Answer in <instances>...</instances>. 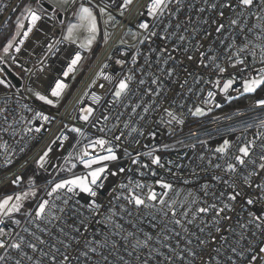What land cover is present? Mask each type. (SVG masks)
<instances>
[{
  "label": "snow or ice",
  "instance_id": "6c2138e0",
  "mask_svg": "<svg viewBox=\"0 0 264 264\" xmlns=\"http://www.w3.org/2000/svg\"><path fill=\"white\" fill-rule=\"evenodd\" d=\"M137 3L0 0V15L8 12L0 28H11L0 44L3 167L13 163L16 151L4 136L28 137L19 149L27 155L33 132L50 133L20 165H34L26 180L23 172L0 180V264H264V112L252 117L258 124L242 122L257 129L243 143L223 139L211 148L199 130L174 142L162 138L176 137L189 116L200 119L221 108L218 96L230 102L264 92V0H144L138 31L128 28L119 39V70L106 73L110 65L102 63L88 85L106 89L91 92L97 107H80L71 116L81 126L59 121L55 131L45 129L54 117L20 102L21 89L9 79L20 78L14 69L45 74L62 45H75L64 79L23 89L41 105L58 108L82 53L91 52L98 37L107 45L113 35L108 29L124 28L117 17L131 14ZM69 12L65 23L59 17ZM29 41L43 48L33 68L18 60L22 51L36 56ZM251 109L264 110V98ZM177 145L192 155L179 154ZM50 169L68 175L57 179ZM42 172L50 178L38 183Z\"/></svg>",
  "mask_w": 264,
  "mask_h": 264
},
{
  "label": "built area",
  "instance_id": "2783aa9c",
  "mask_svg": "<svg viewBox=\"0 0 264 264\" xmlns=\"http://www.w3.org/2000/svg\"><path fill=\"white\" fill-rule=\"evenodd\" d=\"M4 2H10L15 3V0H4ZM144 0H138V3L135 4L132 8L131 14H126L125 18L117 17L118 19H123V23L125 25L124 28H121L120 26H116L115 28L110 27L108 30L113 34L112 38L110 39L109 43L105 45L103 43V40L98 37V41L95 45H93V49L91 52H84L82 55L85 57L84 60L81 61V65L78 69V71L74 74L75 79H72L71 76L66 81L69 84V89L65 94L64 99L61 101V104L58 108H50L49 106L41 105L39 102L35 101L33 97L30 96V94L26 91H24V86L31 84L33 87H38V80H45L46 82H51L55 78L59 77L60 79H64L62 76L63 69L66 67L67 64V56L69 51H75L76 46L75 45H62L61 48L63 49L61 53H59L56 57H52L49 60V68L46 69L45 74H36V75H30L23 71V69H14L15 72L19 73V77L13 75L15 78L19 80V85L16 84L12 76H9V79L12 80V83L19 87L21 89V103H26L30 107L36 110H44L46 114H48L51 117H54L53 123L49 125H45V129H52L55 131L60 125L59 121H63V123H68L70 125L74 126H81V122L79 121H73L71 119L72 115H77L80 107H97L96 105H92L90 94L91 92L95 91L97 94H101L106 91V89H99L96 85H93L91 88H88V85L91 84L92 80L95 77V73L100 70V65L102 63H108L110 65L109 68L105 69L106 73L115 75V72L118 71V67L114 64V59L119 56V51L123 47L119 44V39L123 35V32L126 31L128 28H131L133 31H138L136 29V21L138 19L137 17V10L139 9V4L143 3ZM115 15V12H113ZM8 16V12L3 13V15H0V23H3L5 17ZM71 18V12L66 14H61L60 19H64L65 23H67V20ZM12 20H15V16H12ZM48 25H45V28H47ZM101 28H103V23H101ZM6 35H9L11 30L9 31V28H0V33H4L5 31ZM61 32V26L57 25L55 30V38H59V34ZM0 34V35H2ZM1 41V40H0ZM5 40L3 41V43ZM2 43V44H3ZM28 48H34L36 52L35 57H28L26 52H23L18 56L19 62L25 67V68H33V65L36 62V59H38L43 54V48L35 47L31 41L27 44ZM113 56V60L109 61L107 60V57L109 55ZM28 61V62H26ZM35 71V70H34ZM99 83H104L107 85L106 81H98ZM110 87V86H109ZM88 91L89 96L84 97V92ZM16 89L13 88L11 90V98H12V104L15 106V100H16ZM233 96L236 95V93H232ZM23 97H28V99H23ZM84 97L83 104H78L77 101ZM264 98V92H257L256 94L250 95V96H244L240 97L239 99H233L230 102L225 101L223 97H217V102H219L222 107L221 108H214L213 111H211L208 116L200 118V119H194L192 117H188L186 120L185 125L183 126L182 130L177 129V136L176 137H168L163 136L162 138L169 142H174L176 138H187L189 132L199 130L201 139H204L207 141L209 147L214 148L219 143H222L223 139H229L234 144L237 143H243L246 140L252 139L254 135L256 134V127H248L245 123H242L243 121H247L248 124H258L259 120H253L252 117L257 116L258 114L264 112V110L261 109H251L249 111V107L256 99ZM105 99H110V96H105ZM189 102H192L191 100ZM230 103V105H229ZM0 106H3V97H0ZM239 110L242 115H235V113ZM23 115L27 119H31L32 113L25 112ZM220 117L218 121H213V117ZM227 116H231V119L226 118ZM39 121L33 122V127L39 126ZM20 127H23L21 125ZM261 131H264V129H261ZM99 135V133H96ZM2 135V134H0ZM32 140L28 144V149H26L27 155L24 153H20L19 149L20 147L24 146V143L26 140H28V137H25L24 140H21L19 136L13 138L10 135L4 136V139H6L10 145V148L16 149L15 153L12 155L13 163L8 167H3V159L0 158V180H3L5 176L11 175V173L20 174L23 172L25 176V180L27 176L31 175L33 171H35L34 165L29 161V164L26 169H20V165L24 163L25 160L28 159V157L35 155L45 144V142L49 139L50 133L48 131L42 130L41 133H32L31 134ZM237 137H240L241 139L237 141ZM195 139V137H193ZM177 148L179 149V154H183L184 152H188L189 155H192L191 151L187 148H182L179 145H177ZM197 152L202 150V146L197 144ZM66 154V153H65ZM59 155V154H57ZM166 155H171L173 159H175L176 153H168ZM187 162V161H185ZM59 163H63V160L61 159ZM53 176H56L57 179H59L61 176L68 175L67 173H59L57 175L55 170H51ZM77 173L81 172L82 169L78 166V168L75 170ZM47 173H41L38 177H36L38 183H43L45 180L49 179ZM9 191H12L11 186L9 185ZM23 188H26V183L22 185ZM41 195L43 193L41 192ZM106 196V192L104 193ZM83 202L86 198H79ZM103 202V200L101 201Z\"/></svg>",
  "mask_w": 264,
  "mask_h": 264
},
{
  "label": "trees",
  "instance_id": "16d2710c",
  "mask_svg": "<svg viewBox=\"0 0 264 264\" xmlns=\"http://www.w3.org/2000/svg\"><path fill=\"white\" fill-rule=\"evenodd\" d=\"M10 30H11V28H9V31ZM6 32H7V30L2 35H0V40H2L4 38V36L6 35ZM229 105H230V103H229Z\"/></svg>",
  "mask_w": 264,
  "mask_h": 264
},
{
  "label": "water",
  "instance_id": "95a60500",
  "mask_svg": "<svg viewBox=\"0 0 264 264\" xmlns=\"http://www.w3.org/2000/svg\"><path fill=\"white\" fill-rule=\"evenodd\" d=\"M60 17H61V15H60ZM60 17H59V18H60ZM11 76H12V78L14 79V81L16 82V84L19 85V83H20L19 80H18L17 78H15L13 75H11Z\"/></svg>",
  "mask_w": 264,
  "mask_h": 264
},
{
  "label": "rangeland",
  "instance_id": "374dc122",
  "mask_svg": "<svg viewBox=\"0 0 264 264\" xmlns=\"http://www.w3.org/2000/svg\"><path fill=\"white\" fill-rule=\"evenodd\" d=\"M70 19H71V18H69V19L67 20V22H68ZM5 36H7V35H5ZM5 36H4V37H5ZM4 40H5V39L3 38V39L0 41V44H2ZM24 176H26V175H24ZM9 188H10V187L7 188L8 191H9Z\"/></svg>",
  "mask_w": 264,
  "mask_h": 264
}]
</instances>
